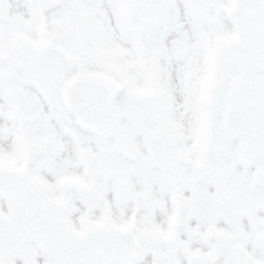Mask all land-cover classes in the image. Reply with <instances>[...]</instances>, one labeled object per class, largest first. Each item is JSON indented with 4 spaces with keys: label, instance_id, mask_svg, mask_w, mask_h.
<instances>
[{
    "label": "snow or ice",
    "instance_id": "1",
    "mask_svg": "<svg viewBox=\"0 0 264 264\" xmlns=\"http://www.w3.org/2000/svg\"><path fill=\"white\" fill-rule=\"evenodd\" d=\"M0 264H264V0H0Z\"/></svg>",
    "mask_w": 264,
    "mask_h": 264
}]
</instances>
